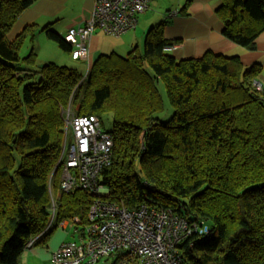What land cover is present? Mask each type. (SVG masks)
I'll return each instance as SVG.
<instances>
[{"label":"trees","instance_id":"trees-1","mask_svg":"<svg viewBox=\"0 0 264 264\" xmlns=\"http://www.w3.org/2000/svg\"><path fill=\"white\" fill-rule=\"evenodd\" d=\"M32 2L0 0V264H21L27 243L45 245L65 220L79 219L72 222L76 239L88 224L95 196L60 188L69 104L99 121L112 115V161L99 176L108 190L103 200L206 224L207 233L179 244L188 264H264V102L252 83L260 64L246 68L237 55L210 51L176 59L166 47L177 41L164 38L161 23L141 51L101 54L85 77L52 62L36 70L34 48L21 53L27 38L35 40L34 25L7 38ZM216 13L224 36L254 48L264 0H221ZM40 31L70 54L63 35L49 26ZM158 82L173 110L165 122L157 116L164 108ZM118 253L127 257L108 256Z\"/></svg>","mask_w":264,"mask_h":264},{"label":"built area","instance_id":"built-area-1","mask_svg":"<svg viewBox=\"0 0 264 264\" xmlns=\"http://www.w3.org/2000/svg\"><path fill=\"white\" fill-rule=\"evenodd\" d=\"M149 2L95 0L91 17L68 29L64 35L72 46L71 59L78 60L87 52L95 29L116 37L134 29L138 15L148 8ZM252 83L261 92L264 102V81L255 79ZM70 109L69 104L62 110L63 142L58 160V164L62 163L60 188L65 192L88 191L95 199L88 211V224L82 226L76 240L60 243L51 253V264H94L117 251L126 253L136 264H188L179 253V244L193 234L207 233V225L162 208L143 205L129 210L103 200L105 188L99 183V176L112 161V136L101 128L98 116L76 115ZM72 222L80 223L77 217ZM33 243L34 240H30L27 246Z\"/></svg>","mask_w":264,"mask_h":264},{"label":"crops","instance_id":"crops-1","mask_svg":"<svg viewBox=\"0 0 264 264\" xmlns=\"http://www.w3.org/2000/svg\"><path fill=\"white\" fill-rule=\"evenodd\" d=\"M94 2L95 0H33L12 25L7 38L13 40L26 26L34 25V42L27 38L23 45L27 44V52L33 47L38 58L46 57L43 50L47 53L59 52L57 45L46 38L40 29L49 26L64 36L68 29L83 24L91 17ZM220 4L221 0H150L148 8L138 15L134 29L113 37L115 39H109L110 35L95 29L88 41L87 52L80 59L83 58L90 66L101 54L117 53L120 47L131 49L135 38L142 39L150 28L162 23L164 38L177 41L166 47L174 58L200 57L208 51L227 56L237 55L243 65L260 64L256 79L264 81V31L257 36L252 49L232 42L222 33L223 22L216 13ZM72 239H76L75 228L72 221L65 220L49 236L45 245L27 246L21 254V264H51V253L60 243ZM119 254L122 253L108 256L95 264H136L134 259L123 258Z\"/></svg>","mask_w":264,"mask_h":264},{"label":"rangeland","instance_id":"rangeland-1","mask_svg":"<svg viewBox=\"0 0 264 264\" xmlns=\"http://www.w3.org/2000/svg\"><path fill=\"white\" fill-rule=\"evenodd\" d=\"M111 36L112 35H110L108 38L109 39L110 38L115 39L113 37H116V36H112V37ZM144 37L145 36H143L142 39L135 38V40H134L135 43L133 44V46H136L138 48V50H140V51L143 48ZM136 44H138V45H136ZM53 45H55V44H53ZM26 46H27V44H26ZM26 46H24L22 48V51H21V53L25 54V55L28 53ZM118 50L119 51H117L116 54H118L120 56H124L130 50V47H120ZM58 51L59 52H52L51 51V52L47 53L46 50H43L42 52L45 53V55L46 54L47 55H46V57H39V58L37 57V64L34 66V68L36 70H38L40 65L52 62V63H55L57 65L66 66L67 68L76 70L77 73L82 74L84 77L87 75V71L89 70L90 66H89V63L87 64L85 61H83L84 60L83 58L78 59V60H73V59H71L70 54L68 52H65L61 49H59ZM60 53H62V54H60ZM106 54H109V53H106ZM45 55H42V56H45ZM248 66L249 65H244V67H246V68ZM35 78L38 79L39 75L37 74ZM157 88L161 94V97H162L163 103H164L163 111L161 113L157 114V116L159 117L160 121L165 122L171 117L173 110H172V107H171L169 100L166 96V92H165V88H164L163 83L158 82ZM71 109H70V111L72 112L73 110H71ZM111 117H112V115L110 112L102 114V116L100 118L101 119L100 120L101 121L100 126L103 130L108 131L111 129V120H112ZM57 165H58V163H57ZM102 186H103V188H105L104 191L108 192L107 188L104 185H102ZM105 192L102 194V196L107 194ZM54 208H55V204H54V201L52 200V206H51L52 215L54 214L53 213Z\"/></svg>","mask_w":264,"mask_h":264}]
</instances>
